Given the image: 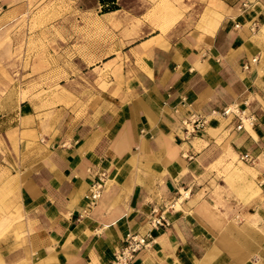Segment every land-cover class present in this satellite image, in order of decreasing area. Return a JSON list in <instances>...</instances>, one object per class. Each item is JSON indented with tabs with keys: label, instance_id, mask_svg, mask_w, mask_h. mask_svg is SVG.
Returning a JSON list of instances; mask_svg holds the SVG:
<instances>
[{
	"label": "crops",
	"instance_id": "obj_1",
	"mask_svg": "<svg viewBox=\"0 0 264 264\" xmlns=\"http://www.w3.org/2000/svg\"><path fill=\"white\" fill-rule=\"evenodd\" d=\"M29 1L0 0V28ZM151 1L102 13L82 106L0 103V264H110L161 214L134 264H264V0H213L194 24L190 0L177 17ZM233 104L254 127L210 114ZM191 113L209 120L187 138Z\"/></svg>",
	"mask_w": 264,
	"mask_h": 264
},
{
	"label": "rangeland",
	"instance_id": "obj_2",
	"mask_svg": "<svg viewBox=\"0 0 264 264\" xmlns=\"http://www.w3.org/2000/svg\"><path fill=\"white\" fill-rule=\"evenodd\" d=\"M187 1L153 0L149 14L177 17L191 9ZM190 1L193 24L207 7H215L213 0ZM145 4L125 0L127 8L136 11L134 16ZM107 8L100 0L27 2L0 28V103L15 109L31 101L38 110L82 106L97 90L88 63L108 37L102 15Z\"/></svg>",
	"mask_w": 264,
	"mask_h": 264
},
{
	"label": "built area",
	"instance_id": "obj_3",
	"mask_svg": "<svg viewBox=\"0 0 264 264\" xmlns=\"http://www.w3.org/2000/svg\"><path fill=\"white\" fill-rule=\"evenodd\" d=\"M258 57L252 59L256 62ZM245 69L250 68V64L244 65ZM212 115H220L221 117L235 116L238 119L236 124L237 130L248 129L254 127L257 117L252 113H248L247 110L241 109L239 105H228L220 110H212ZM209 115L201 113H191L189 116L183 119L184 131L187 138L195 135L202 130L208 123ZM240 159L251 164H255L257 157H254L251 153H243ZM107 172L101 171L97 174L96 178L92 182L89 193L87 194L88 204L90 208H93L100 200L101 196L107 185ZM151 228L145 234L142 233H128L125 238V244L115 251L114 257L110 264H134L136 255L143 249L148 248L153 243L152 232L155 228L168 227L170 225L169 219L166 215L161 214L159 216L151 217Z\"/></svg>",
	"mask_w": 264,
	"mask_h": 264
},
{
	"label": "trees",
	"instance_id": "obj_4",
	"mask_svg": "<svg viewBox=\"0 0 264 264\" xmlns=\"http://www.w3.org/2000/svg\"><path fill=\"white\" fill-rule=\"evenodd\" d=\"M100 2L104 5H108V8L105 11L115 10L118 7L117 0H100Z\"/></svg>",
	"mask_w": 264,
	"mask_h": 264
}]
</instances>
